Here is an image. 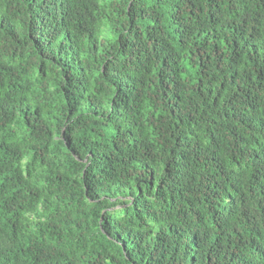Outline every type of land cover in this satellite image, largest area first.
<instances>
[{
  "label": "trees",
  "instance_id": "16d2710c",
  "mask_svg": "<svg viewBox=\"0 0 264 264\" xmlns=\"http://www.w3.org/2000/svg\"><path fill=\"white\" fill-rule=\"evenodd\" d=\"M0 264H264V0H0Z\"/></svg>",
  "mask_w": 264,
  "mask_h": 264
}]
</instances>
